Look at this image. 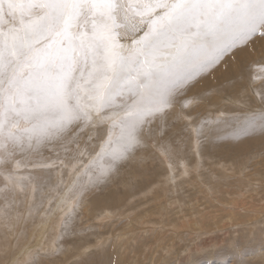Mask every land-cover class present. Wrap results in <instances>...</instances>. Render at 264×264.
Returning a JSON list of instances; mask_svg holds the SVG:
<instances>
[{"label":"rangeland","instance_id":"374dc122","mask_svg":"<svg viewBox=\"0 0 264 264\" xmlns=\"http://www.w3.org/2000/svg\"><path fill=\"white\" fill-rule=\"evenodd\" d=\"M163 11L156 9L150 15ZM0 17L17 22L15 6L0 5ZM121 32L120 43L127 48L130 39ZM255 34L253 41L259 43L263 36ZM259 48L255 47L258 70L234 75L228 67L238 69L244 63L234 61L233 53L222 62L226 75L201 77L208 66L188 86H177L170 106H158L145 116L141 145L114 171L106 172L120 129L95 114L90 124L81 123L74 136L69 133L34 150L18 151L16 160L21 165L17 169L13 163L12 167L18 177L28 180L12 193L17 199L12 195L7 203L0 199V213H6L0 215V245L13 240L0 249V263L14 260L19 264L16 259L22 257L26 259L21 264H78L95 253L101 258L94 264H264V49ZM82 70V78L79 70L75 76L87 88L90 68ZM134 99L131 93L118 96L101 115L116 113L117 120L123 119ZM21 126L27 122L22 120ZM109 132L112 144L99 155ZM0 180L4 182V177ZM70 184L73 188H68ZM61 196L67 197L70 207L64 205L61 221H55L59 211L54 209ZM30 204H34L31 210ZM49 215L54 233L45 229L44 234L41 226ZM41 234L51 239L49 250H42L48 241Z\"/></svg>","mask_w":264,"mask_h":264},{"label":"snow or ice","instance_id":"6c2138e0","mask_svg":"<svg viewBox=\"0 0 264 264\" xmlns=\"http://www.w3.org/2000/svg\"><path fill=\"white\" fill-rule=\"evenodd\" d=\"M3 3L17 10V22L0 17V176L5 181L0 198L5 200L28 180L12 167L21 165L18 151L74 136L93 114L120 129L106 170L114 171L141 145L145 116L153 108L170 106L177 86L264 28V0ZM161 8L163 13L150 15ZM121 30L130 39L127 48L120 43ZM84 68H90L87 88L75 76L79 70L82 78ZM125 93L135 99L123 119L101 115ZM111 144L109 132L99 155Z\"/></svg>","mask_w":264,"mask_h":264},{"label":"bare ground","instance_id":"6f19581e","mask_svg":"<svg viewBox=\"0 0 264 264\" xmlns=\"http://www.w3.org/2000/svg\"><path fill=\"white\" fill-rule=\"evenodd\" d=\"M153 3V2H152ZM155 16V15H154ZM257 33H259V35H262L263 37H261V39H260V41H259V43L258 42H256V41H253V39L255 38H257V36L256 37H253V36H251V37H249L245 42H241V43H238L234 48H232V49H230L229 50V52L225 55V56H223V59L222 60H220L219 61V63H216V64H213V65H210L209 66V68L208 69H206V70H202L203 72L202 73H200L201 74V77H203V76H206V77H211V76H213L211 79H216V77H218V76H222V75H226V72H227V69L225 70L224 68L225 67H223V63L222 62H226V60H230V58H232V54L233 53H236V57H237V59H234V61L235 60H237V62H241V63H244V66L243 67H239L238 69H236L235 67H233V65H230L229 67H228V65L226 66V67H228L229 69H230V71H232L233 72V74L234 75H239V74H242V73H245L248 69H249V71H252L253 70V68L255 69V68H257L256 66H260V64H257V62H256V60H258L259 59V57L257 56V54L255 53V52H258V51H255V47L257 46V47H261L262 49H264V28H262L261 30H259V31H257ZM122 34H123V32H122ZM256 35V34H255ZM123 37V36H122ZM122 38H120V40H121ZM122 41V40H121ZM124 42V41H123ZM128 42V41H127ZM127 42H125L126 44H127ZM124 44V43H123ZM130 44V43H129ZM126 46V45H125ZM261 48H259V49H261ZM261 49V50H262ZM263 55H264V53H263ZM165 59V58H164ZM220 64H222V66H220ZM223 67V68H222ZM218 68H221V69H218ZM205 69V68H204ZM257 70H258V68H257ZM225 73V74H224ZM194 81V80H193ZM196 81V80H195ZM83 84V83H82ZM190 84V83H189ZM186 86H188V84L186 85ZM210 87V86H209ZM182 89H183V87H182ZM254 90V89H253ZM180 91V90H179ZM178 91V92H179ZM257 94V93H256ZM184 95V94H183ZM231 95V94H230ZM258 95V94H257ZM256 96V95H255ZM231 97V96H230ZM229 97V98H230ZM228 98V96H227V99H229ZM232 98H234V97H232ZM236 99V98H235ZM229 102V101H228ZM235 104V103H234ZM264 106V105H263ZM158 107V106H157ZM157 111V110H156ZM123 114V113H122ZM120 115V114H119ZM123 116V115H122ZM252 133V132H251ZM262 137V139H264V135H261ZM254 139V138H253ZM259 141V140H258ZM263 142V141H262ZM237 148V147H236ZM251 150V149H250ZM264 151V150H263ZM255 159V158H254ZM72 161V160H71ZM40 164V163H39ZM259 164V163H258ZM183 165H185V164H183ZM29 166V165H28ZM170 166V165H169ZM15 168V167H14ZM22 168V167H21ZM185 168V167H184ZM34 169V168H33ZM198 169V168H197ZM187 170V169H186ZM19 171V170H18ZM17 171V172H18ZM73 171V170H72ZM244 171V170H243ZM191 172V171H190ZM32 173V172H31ZM46 173V172H45ZM213 173H215V172H213ZM256 173V172H255ZM187 174V173H186ZM188 174H190V173H188ZM47 175V174H46ZM73 175V174H72ZM168 175V174H167ZM173 175V174H172ZM26 176V175H25ZM60 176V175H59ZM0 177H2V176H0ZM78 177H79V175H78ZM173 177V176H172ZM214 177V176H213ZM28 178V177H27ZM174 178H175V176H174ZM2 179V178H1ZM45 179V178H44ZM254 179V178H253ZM79 180V179H78ZM170 180H173V179H170ZM1 181V180H0ZM68 181V180H67ZM71 181V180H70ZM177 181V180H176ZM2 182V181H1ZM5 182V181H4ZM4 182H2L3 184H4ZM39 182V181H38ZM41 182V181H40ZM44 182V181H43ZM65 182V181H64ZM2 183L0 184V187H2L1 185H2ZM46 183V182H45ZM68 183V182H67ZM76 183V182H75ZM163 183V182H162ZM164 184V183H163ZM237 184H240V183H237ZM29 185V184H28ZM51 185V184H50ZM31 186V185H30ZM55 186V185H54ZM73 185L72 184H70V185H68V188H73L72 187ZM79 186V185H78ZM174 186V185H173ZM22 187V186H21ZM82 187V186H81ZM213 187V186H212ZM32 188V187H31ZM216 188V187H215ZM242 188V187H241ZM30 189V188H29ZM42 189V188H41ZM49 190V189H48ZM57 190V189H56ZM69 190H71V189H69ZM31 191V190H30ZM23 192V191H22ZM59 192V191H58ZM69 192V191H68ZM72 192H74V190L72 191ZM15 193V192H14ZM56 193H57V191H56ZM65 193V192H64ZM237 193V192H236ZM12 195V194H11ZM17 195V194H16ZM64 196L66 195V194H63ZM69 195V194H68ZM68 195H66L67 197H68ZM12 196H14V198H15V195H12ZM18 196H20V195H18ZM26 196V195H25ZM64 196H61L62 198L60 199V200H58L57 201V207H56V209H54L55 211H59L58 212V216L56 215V216H54L53 218L55 219V221H56V219H58L59 221H61V219H62V214L64 213V210H65V208H64V205H66V207H67V209H68V206L70 207V205H69V203L68 204H66V202L67 201H65V200H67V197H64ZM73 196V195H72ZM9 197V196H8ZM59 197H60V195H59ZM18 198V197H17ZM17 198H15V199H17ZM22 198V197H21ZM23 198H24V196H23ZM1 199V198H0ZM27 199V198H26ZM28 199H29V196H28ZM30 199H31V197H30ZM29 199V201H31ZM3 200V199H2ZM69 200V199H68ZM88 200V199H87ZM4 201V200H3ZM8 201V200H7ZM7 201L5 200V202L7 203ZM28 201V202H29ZM33 201V200H32ZM9 202H11V201H9ZM22 202H25L26 203V201H22ZM37 202V201H36ZM235 202V201H234ZM234 202H232V203H234ZM6 203H4V204H6ZM31 203V202H30ZM46 203V202H45ZM71 203H72V200H71ZM231 202H230V204H232ZM9 204V203H8ZM27 204V203H26ZM29 204V203H28ZM36 204V203H35ZM2 205V204H1ZM46 205V204H45ZM68 205V206H67ZM10 206V205H9ZM28 206H30L31 208H30V210L32 209V206L34 207V204L31 206V204L30 205H28ZM221 206V205H220ZM1 207V206H0ZM5 207V206H4ZM27 207V206H26ZM48 207V206H47ZM54 207V206H53ZM228 207V206H227ZM233 207V206H232ZM36 208V207H35ZM34 208V209H35ZM230 208V207H229ZM1 209H3V208H1ZM0 209V210H1ZM27 209V208H26ZM28 209H29V207H28ZM36 210V209H35ZM42 210V209H41ZM44 210V209H43ZM53 210V211H54ZM28 211V210H27ZM33 211V210H32ZM52 211V210H51ZM66 211V210H65ZM104 211V210H103ZM232 211H233V209H232ZM236 211V210H235ZM1 212H3V211H1ZM12 212V211H11ZM15 212V211H14ZM39 212V211H38ZM41 212V211H40ZM39 212V213H40ZM45 212V211H44ZM43 211L41 212L42 213V215H43V213H44ZM47 212V211H46ZM61 212H62V214H61ZM36 212H34V214H35ZM53 214H54V212H52ZM68 213V212H67ZM102 213V212H101ZM220 213V212H219ZM230 213H232V212H230ZM237 213V212H236ZM242 213V212H241ZM3 214L5 215L6 213H4L3 212ZM2 213H0V215H3ZM46 214H48V212L46 213ZM45 214V215H46ZM53 214H51V215H53ZM235 214V213H234ZM238 214V213H237ZM7 215H9V213L7 212ZM40 215V214H39ZM51 215H49V217L51 216ZM108 215H111V213L110 214H108ZM118 215H119V213H118ZM168 215V214H167ZM6 217H8V216H6ZM10 217V216H9ZM33 218H34V215L32 216ZM42 216H40V218H41ZM46 217V216H45ZM48 217V220H46L45 221V223L41 226V231H43V233H44V230L46 229V230H49V233H50V231H53V233H54V226H53V220H51L52 219V216H51V218H49ZM7 219V218H6ZM5 219V220H6ZM11 219V218H10ZM27 219V218H26ZM42 220L44 219V217L43 218H41ZM112 219V218H111ZM8 220V219H7ZM2 221H4V220H2ZM13 221V220H12ZM22 221H24V220H22ZM21 221V222H22ZM27 221V220H26ZM44 221V220H43ZM52 221V222H51ZM0 222H1V220H0ZM42 222V221H41ZM41 222H40V224H41ZM58 222V221H57ZM3 223H5V222H3ZM10 223V222H9ZM31 223V222H30ZM59 223V222H58ZM58 223H57V225H58ZM8 224V223H7ZM23 225L25 224V223H22ZM56 224V223H55ZM11 225H12V223H11ZM15 224H13L12 226H14ZM17 225H18V223H17ZM21 225V224H20ZM60 225V224H59ZM146 225H148V224H146ZM9 226V225H8ZM25 226V225H24ZM36 226H38V225H36ZM26 227V226H25ZM38 227H40V225L38 226ZM57 226H55V228H56ZM17 228V227H16ZM33 228H35L36 229V227H35V225L33 226ZM58 228V227H57ZM59 228H60V226H59ZM38 229V228H37ZM16 230V229H15ZM19 230V229H18ZM219 230V229H218ZM2 231V230H1ZM4 231V230H3ZM20 231V230H19ZM28 231V230H27ZM36 231V230H35ZM59 231V230H58ZM2 233V232H1ZM20 233V232H19ZM27 233V232H26ZM36 233H38V232H36ZM40 233V232H39ZM52 233V234H53ZM132 233V232H131ZM4 234V233H3ZM21 234V233H20ZM45 234V233H44ZM12 235V234H11ZM31 235H33V234H31ZM54 235V234H53ZM3 236V235H2ZM1 236V237H2ZM19 236V235H18ZM21 236H23L22 234H21ZM35 236H37V235H35ZM40 236H42V234L40 235ZM5 237V236H4ZM32 237H34V236H32ZM199 237V236H198ZM197 237V238H198ZM42 238H45L44 239V241L46 240V241H48V240H51L50 238H48V236H46L45 235V237L44 236H42ZM52 238V237H51ZM54 238V237H53ZM2 239H4V238H2ZM27 239H28V237H27ZM26 239V240H27ZM41 239V238H40ZM40 239H38L39 241H41ZM0 240H1V238H0ZM4 240H6V239H4ZM33 240V239H32ZM13 241V240H12ZM12 241H11V243H12ZM28 241H29V239H28ZM43 241V242H44ZM54 241V240H53ZM55 241H56V235H55ZM17 242V241H16ZM27 242V241H26ZM30 242V241H29ZM28 242V243H29ZM65 242V241H64ZM100 242V241H99ZM102 242V241H101ZM104 242V241H103ZM10 243V244H11ZM34 243H35V241H34ZM37 243V242H36ZM42 243V242H41ZM54 243V242H53ZM106 243V242H105ZM104 243V244H105ZM1 244V243H0ZM7 244V243H6ZM5 243H4V246H3V242H2V245H0L1 246V250H2V248L4 247V249H6L5 248V245H6ZM10 244L8 243L7 245L8 246H10ZM16 244H20V241L18 242V243H16ZM32 244V243H31ZM44 244H46V243H44ZM51 243L48 241L47 242V244L46 245H44V249H42L43 251H46L47 249L49 250V248L51 247V245H50ZM98 244H100V243H98ZM6 245V246H7ZM37 245V244H36ZM56 245V244H55ZM3 246V247H2ZM14 246V245H13ZM12 246V247H13ZM20 246V245H19ZM28 246V245H27ZM32 247H34L33 245H31ZM39 246H40V243H39ZM42 246H43V244H42ZM42 246H40V247H42ZM52 246H53V244H52ZM63 246V245H62ZM104 246V245H103ZM165 246V245H164ZM15 247V246H14ZM24 247V246H23ZM90 247V246H89ZM88 247V248H89ZM98 247H99V245H98ZM15 248H17V247H15ZM15 248H14V250H15ZM19 248V247H18ZM22 248V247H21ZM52 248V247H51ZM55 247L53 246V249H54ZM69 248V247H68ZM67 248V249H68ZM83 248V247H82ZM95 248V247H94ZM3 249V250H4ZM32 248H30V250H31ZM66 249V248H65ZM23 250H25V249H22V251ZM35 250H37V249H35ZM35 250L33 251V252H35ZM9 251V250H8ZM8 251L6 250V254H8ZM12 251V250H11ZM10 251V252H11ZM70 251V250H69ZM75 251V250H74ZM78 251V250H77ZM0 252H3V251H0ZM5 252V251H4ZM32 252V251H31ZM32 252V253H33ZM37 252V251H36ZM87 252V251H86ZM85 252V253H86ZM20 253L21 252H19V255H20ZM37 253H39L40 254V252H37ZM48 253L49 254H51L49 251H48ZM53 253V255H54V252H52ZM85 253H82V254H85ZM92 253V252H91ZM90 253V254H91ZM23 254H25V253H23ZM38 254V255H39ZM95 253H92V255H94ZM105 254V253H104ZM169 254V253H168ZM2 255V254H1ZM4 255V254H3ZM22 255V254H21ZM72 255V254H71ZM92 255H90L91 257L89 258V256H88V259H82V260H79L78 261V264H94L95 262L96 263H98L97 261H99V259L101 258V257H98V258H96L97 256L96 255H94V256H92ZM6 256V255H5ZM23 256V255H22ZM25 256H27V255H25ZM31 256H33L32 254H31ZM41 256H42V254H41ZM84 256V255H83ZM2 257V256H1ZM9 257V256H8ZM12 257V256H11ZM19 257V256H18ZM5 258V257H4ZM14 258H15V255H14ZM13 258V259H14ZM22 258V257H21ZM21 258L19 259H16V261H18V263L19 264H21L22 262H23V260H25L24 258H23V260H21ZM30 258V257H29ZM43 258V257H42ZM79 258V257H78ZM11 259V258H10ZM12 259V260H13ZM28 259V258H27ZM72 259V258H71ZM76 259V258H75ZM2 260V263H4V262H6V260H7V258H6V260L4 261L3 259H1ZM29 260V259H28ZM33 260V259H32ZM39 260V259H38ZM40 260H41V258H40ZM74 260V259H73ZM178 260V259H177ZM10 260L8 259V261L7 262H9ZM14 261V260H13ZM13 261H11V263L13 264ZM59 262V261H58ZM73 262V261H72ZM16 262L14 261V264H15ZM61 263V262H60ZM69 263H70V261H69ZM1 264V263H0ZM5 264V263H4ZM17 264V263H16ZM39 264V263H38ZM41 264V263H40ZM161 264V263H160Z\"/></svg>","mask_w":264,"mask_h":264}]
</instances>
